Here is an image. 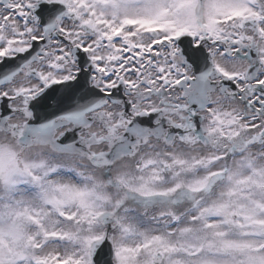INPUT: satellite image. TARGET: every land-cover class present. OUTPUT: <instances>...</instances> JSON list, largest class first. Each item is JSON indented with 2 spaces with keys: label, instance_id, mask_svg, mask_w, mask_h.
<instances>
[{
  "label": "snow or ice",
  "instance_id": "obj_1",
  "mask_svg": "<svg viewBox=\"0 0 264 264\" xmlns=\"http://www.w3.org/2000/svg\"><path fill=\"white\" fill-rule=\"evenodd\" d=\"M0 264H264V0H0Z\"/></svg>",
  "mask_w": 264,
  "mask_h": 264
}]
</instances>
